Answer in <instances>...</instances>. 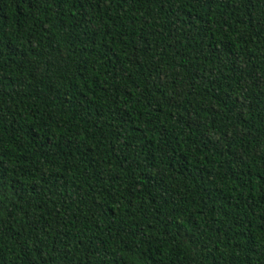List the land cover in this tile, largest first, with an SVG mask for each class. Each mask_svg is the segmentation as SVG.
<instances>
[{
  "label": "trees",
  "instance_id": "trees-1",
  "mask_svg": "<svg viewBox=\"0 0 264 264\" xmlns=\"http://www.w3.org/2000/svg\"><path fill=\"white\" fill-rule=\"evenodd\" d=\"M0 264H264V0H0Z\"/></svg>",
  "mask_w": 264,
  "mask_h": 264
}]
</instances>
